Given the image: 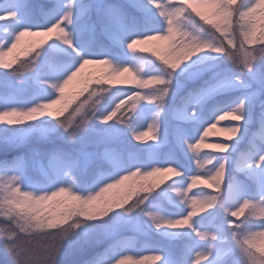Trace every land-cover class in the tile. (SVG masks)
Masks as SVG:
<instances>
[{"label":"clouds","instance_id":"9594fccd","mask_svg":"<svg viewBox=\"0 0 264 264\" xmlns=\"http://www.w3.org/2000/svg\"><path fill=\"white\" fill-rule=\"evenodd\" d=\"M148 3L155 9L153 15L158 16L161 26L150 34L132 36L126 48L133 54H140L141 59L154 58L163 66L166 75L145 78L139 68L117 67L109 59L85 56L81 59L82 54L73 43L76 18L72 0L57 4L51 16L41 12L45 16L44 26H39L37 21L35 25L19 27L14 34L5 28L11 35V42L6 48H0L2 68L9 67L3 58L21 45L22 38L42 37L52 29L57 32L55 40L67 46L65 51L70 49L69 55L75 54L72 63L75 58H79V63L75 67L67 65L66 74L59 79L55 76L43 79L37 73L35 80L47 98L30 106L0 109V264H63L69 250L103 244L108 240L112 243L106 250H114L115 254L107 264H165L160 254L136 255L134 243L112 239L123 217L139 208L155 191L157 184L140 181L123 193L117 192L111 199L105 198V193L127 178L146 177L149 172H171L175 177L183 174L168 166L148 170L136 168L118 175L120 168L111 165L103 154L96 170L89 173L93 161L87 159L82 163L81 157L86 154L75 146L88 133L94 118L101 123L108 121L105 116H97L96 106L101 94L111 87H106V81L100 77L91 81L83 77L82 87L73 94L75 103L66 99L61 90L77 77L81 66L87 62L104 63L119 71L127 69L134 73L137 89L150 91L147 94L132 92L120 99L107 115L140 100L156 103L159 110L150 124L152 139L156 141L163 134L161 113L173 74L177 70L187 72L209 59L227 62L229 67L223 70V74L218 73L220 82L240 90V94L219 114H214V119L210 118L202 130H198L194 143L185 141L191 152L203 143H209L210 149L203 155L200 148L193 152L197 171L187 178L186 186L184 180H177L168 187L175 192L180 204L191 209L184 216L186 219L192 220L201 210L208 213L218 203L224 209L227 235L219 234L220 247H214L212 243L218 240V229H193L200 241H207L197 253L199 264H214L218 257H226L223 264H264V187L249 190L233 176L227 200L221 195L230 164L235 172L244 173L256 181L255 169L264 162V0H164L163 3L148 0ZM205 5L213 6L210 17L194 7ZM0 7L5 10L0 21H17V12L10 7V0H0ZM83 7L86 9L88 5ZM158 41H167L162 51L158 47L151 51L143 47ZM47 44L48 41H37L21 47L14 57L17 63L12 69L15 73L32 71ZM105 75L111 77L113 71ZM52 92H55L54 96ZM57 101L70 107L61 118L50 115L46 109L47 105ZM196 115L197 107L194 106L190 116ZM6 117L10 119L6 120ZM217 130L227 136H214ZM244 139H247V151L240 153L235 160L231 154L225 155L230 149L234 151ZM57 140L71 146V150L36 147ZM249 160L253 162L248 163ZM105 163L110 165L111 171L103 169ZM260 175H264V170ZM82 176L86 178L82 180ZM202 179L207 180L214 191H201L187 197L193 185ZM133 196L136 199L128 203ZM146 215L152 226L161 229L158 213L147 212ZM77 264H95V259L82 258Z\"/></svg>","mask_w":264,"mask_h":264},{"label":"rangeland","instance_id":"374dc122","mask_svg":"<svg viewBox=\"0 0 264 264\" xmlns=\"http://www.w3.org/2000/svg\"><path fill=\"white\" fill-rule=\"evenodd\" d=\"M38 5V0H34ZM42 4L34 6L30 3L29 0H26V11L21 12L19 15V27H24L25 23L28 25H35L36 22H39V26H44L45 16L41 15V12L46 14L47 16H51L55 10L56 5H63L64 0H39ZM110 0H72L74 5L73 12L74 17L76 18V31L73 35V43L74 46L77 47L81 54L89 59H109L114 66L122 67V66H132L134 68H139L140 74L143 77H148L151 75H160L167 74L161 65L149 63L147 60L141 59L140 54H133L129 52L126 48V43L132 38V36L150 34L153 31H156L160 28L161 22L158 19V16H154L153 13L155 9L148 3V0H119V3L127 4L129 10H136L139 12L138 20L134 21L130 25H126L125 17L121 12H117L113 18V23L116 24L117 30L110 29L106 27L105 22L101 19V9L107 4ZM157 3H163L164 0H156ZM83 5H88L85 9ZM42 6V7H41ZM198 11L202 12L205 16H211V12L213 10L212 5L205 6H194ZM133 8V9H132ZM3 9L0 8V13H2ZM81 15L80 17L78 15ZM7 25L9 32L17 29V22L14 21H3L0 22V35L4 34L3 29ZM101 31V32H100ZM121 32V33H120ZM101 33V35L106 37L108 41L111 43V47L108 45H100L96 41L91 44V40H96L95 34ZM57 35V32L50 34L49 36L42 37H24L21 40V45L17 47V49L13 50L12 53H8L4 56V63L7 65H12L13 59L15 55L20 51V48L23 47L26 43L29 42H40L43 43L46 40L54 39ZM56 41V40H55ZM56 44L60 50L66 49L67 46L63 45L61 42L56 41ZM167 41H158L150 43L149 45H145L143 47L146 48L147 51H151L154 47H158L161 51L166 46ZM95 47V48H93ZM137 47H142L141 45H137ZM66 52L70 53L71 50H67ZM75 57V54L72 53ZM216 54H213L215 56ZM226 62V61H225ZM79 63V58H75V63H63L60 66H57L52 69L49 75L41 76L43 79H50L55 76L57 79L65 75V67L67 65H71L75 67L76 64ZM218 62L212 61L210 62L208 68H214ZM229 67V66H228ZM228 67L220 70L219 74H223V70ZM0 69H5L0 67ZM103 71L102 80L107 81V84H111L113 82L122 84L125 87L130 88L128 94H131L135 91H141L143 94H147L150 90L147 89H137V79L134 73L128 74L126 73L124 76L116 77L115 79H111V77L106 76L105 74L109 72L111 69L107 65L94 64L88 65L83 70L81 76L74 78L64 90V95L71 91V89L82 79L83 76H87L89 73L92 76V79L95 78L93 75V71ZM177 74H182L181 70H177ZM264 74V73H262ZM200 75V70L190 71L187 73L186 77L184 76L183 81H175L172 78L171 85H174V90L168 97V100H173L176 103L178 102V98L181 94V91L186 86L187 81H191V79L196 78ZM38 84L35 80V76L32 73H25L20 81L13 85L15 87L11 88L14 94L17 95L18 98L9 97V99L0 96V109H3L6 106H30L42 99L38 100H24L22 97V93L27 89V87ZM225 87L220 82V75H217L212 83L209 85L199 88L196 91H189L187 96V102L183 103V106L186 108L184 113L175 117L174 121L166 118L165 114L161 113V130L162 135L156 140L153 141L152 134L144 137L141 140H135L134 134L139 132H147L148 126L153 122V119L156 115V112L159 110L157 104L154 102H150L147 99L141 100L139 104V108L137 111V116L134 120L133 125L130 127V130L127 132V137L136 144L137 147H146V151L143 153L141 160L144 161V157L147 156L144 164L133 165L130 169L120 168L119 174H123L124 172L135 170L136 168H140L141 170H148L154 166L159 167H168L172 166L177 168L182 174V177H175L174 173L164 172L159 173L155 176L150 177H139V179H150L154 183H160L163 185L161 191V199L152 203L146 204L144 207H139L134 209L130 214H127L123 217L122 223L115 229L113 240L122 241L126 244H135L136 248V240L137 235H146L153 232H161L163 233L164 239L172 240L178 231L183 230L185 234L191 236V238L195 241L191 247V260L188 264H194L195 257L197 253L202 249V247L206 244V241H200L193 231V229L197 231H216L218 228H210L209 226H202L196 219L206 216L208 213H204L202 210L195 216L192 217V220L188 219V223L183 225H177L176 228L170 229L167 224H164L160 221L161 229H156L151 225L146 213L147 212H155L158 213L159 216L163 217L165 220L167 219H186L184 216L187 215V211L191 210L187 206H183L179 203L178 198L175 195V192L169 189V185L175 184L177 180H184V186H186L187 178L191 175H194L196 172H190L185 169L183 166L180 156L184 158V161L196 166V157L193 152L189 151L187 144L185 141L189 143H194L198 138L199 131L202 130V127L206 126L209 119H214V114H219L220 111L224 110L225 105L231 102V100L240 94V90L235 89V95L230 98L229 101L224 104H213L210 105L207 102V99L212 97L214 94L218 93ZM234 89V88H233ZM55 95V92L52 93ZM122 95V94H121ZM127 96V95H126ZM125 95L115 97L111 104L102 109V115L105 116L115 107V104L123 99ZM45 99V98H44ZM180 102V101H179ZM213 103V102H211ZM64 104L61 101L60 104L54 106V108H60ZM197 107V115L195 117H191L190 113L192 107ZM58 113V112H57ZM10 119L9 117L5 118ZM98 124H102L99 120ZM227 123V122H225ZM255 124L253 128H255ZM214 136H227V133L217 130V132L213 133ZM151 139V142H150ZM243 140L236 145L235 150L230 149L228 154L233 156V160H235L236 156L240 153L247 151V146L243 143ZM235 143V142H233ZM259 143V141L257 142ZM244 145V146H243ZM70 149V148H69ZM210 149L209 143H203L200 147V153L203 155L204 151H208ZM121 154L116 153L115 155H111L107 157L108 161H111L113 165L116 167L121 164ZM258 159V157H256ZM252 160H249L248 163H252ZM228 171H234L233 164L228 166ZM264 170V164H261L260 168L255 169L258 174V178L256 181H253L255 187L259 186L261 182H264V175H260V173ZM136 178V177H133ZM124 181L120 185L116 186L118 189L126 188L130 181L133 179ZM251 179L250 177H248ZM115 189V188H113ZM110 189L106 195L109 196L111 193ZM201 191H214L211 184L208 183L207 180H199L197 181L192 189L188 192L187 197H191L193 194L201 192ZM210 211V210H209ZM228 219H231L230 217ZM191 225V227H189ZM225 227L226 219H225ZM127 231V233H126ZM218 235V232H217ZM112 243V240L105 241L99 245H90L93 246L92 249L97 248L94 253L95 256V264H107L108 259L115 254L114 250H106L108 249L109 244ZM147 243V242H145ZM119 245H117L118 247ZM87 250L90 248L87 247ZM89 252L84 253L87 255ZM160 254L163 257L165 256L163 252V246L160 244H155L149 246V248L143 249L139 252L135 251L136 255H144V254ZM222 258V257H221ZM223 257L222 259H225ZM211 259V258H210Z\"/></svg>","mask_w":264,"mask_h":264},{"label":"trees","instance_id":"16d2710c","mask_svg":"<svg viewBox=\"0 0 264 264\" xmlns=\"http://www.w3.org/2000/svg\"><path fill=\"white\" fill-rule=\"evenodd\" d=\"M31 4L34 6L38 5L34 0H30ZM119 0H110L105 4L101 9V19L105 22L106 27L116 30L115 25L112 23V15L117 12H123L128 17V20H131V13L127 7V4L119 3ZM39 5L42 3L38 0ZM38 5V6H39ZM133 9V8H132ZM136 12V10L133 9ZM81 16L80 14L78 15ZM101 32V31H100ZM96 40H91V42H97L100 45H109V41L103 38L101 33L95 34ZM49 44L45 45V48L41 54V57L36 61V67L30 71L25 73H32L34 76L39 73L41 76H47L50 74L54 67L60 66L63 63L72 64L74 56L69 55L68 52L64 50H60L56 44L54 39L46 40ZM95 48V47H93ZM150 64H159L158 61H155L154 58H148L147 60ZM214 61L213 59H209L205 61L203 64L196 66L194 69H190L187 72H183L181 75L174 73L173 79L175 81H183L184 76L186 77L187 73L190 71L200 70V75L196 78L191 79V81L186 82V86L181 91L180 98L185 95L188 90H196L199 86L211 83L213 79H215L216 75L220 73L223 68L228 67L227 62H218L214 68H208L207 65L210 62ZM16 61L13 59L12 65H10L7 69H0V96L9 99V97L18 98L17 95L14 94L11 88L15 87L13 85L14 82L17 84L21 77L25 74L15 73ZM160 65V64H159ZM162 66V65H161ZM163 67V66H162ZM264 73V70H262ZM90 74V73H89ZM103 71H93V75L96 77H100L102 79ZM94 78V79H95ZM92 79V80H94ZM82 87L81 80L69 91L65 94V98L73 101L75 103L74 93L79 91ZM106 87H111V89L107 92H104L99 97V103L96 106L97 116L102 115V109L109 106L115 97L123 96L127 94V87L122 86L121 84L111 83L107 84ZM90 90V89H89ZM174 90V85H170V90L168 96L164 102V111L166 118L173 117L175 114H181L183 111L182 103L172 104L170 105V100H168L169 95ZM42 87L39 84H35L27 87V89L22 93V97L24 100H38L44 99L42 95ZM50 91V90H49ZM235 92V89L230 87H224L221 91L214 94L212 97L207 99V102L211 103H224L228 100ZM53 93V92H52ZM122 94V95H121ZM86 95V93H85ZM179 98V100H180ZM82 99V97H81ZM140 101L135 104V107L125 104L122 109L117 112L116 117L112 120L107 121L106 123L98 124V121L94 118L90 125L89 131L86 135H84L83 140L80 141L75 147L83 149L85 156L81 157L82 163L87 159H91L93 163L89 166V173H92L96 170L97 165L100 162V156L103 154L104 159L108 156L110 150L113 152L115 150H120L122 153V161L123 165L126 168H130L131 165L134 164H143V161H140L141 156L146 149V147H137L136 144L127 137V132L130 130L138 111V105ZM70 111V107L66 108L63 112H58L56 115H53L56 118H61L63 115ZM178 112V113H177ZM118 117V118H117ZM121 119L124 121L121 123ZM151 142V140H150ZM245 146L247 145V139H244L242 142ZM243 145V146H244ZM36 147H39L43 150H51L55 148H63L64 150H71V146L63 143L59 140L54 141L52 143H42L37 144ZM70 148V149H69ZM132 152V153H129ZM114 153V152H113ZM182 160V158H181ZM185 164L186 168L190 171H197V168ZM104 170L111 171V167L108 163L102 165ZM233 176L244 183L247 189L255 191L254 184L247 178H245L242 174H238L234 171H227L226 180L221 189V195L227 200L229 196V185L232 183ZM86 177L82 176L81 179H85ZM144 181V182H152L150 179H139L133 178L129 185L126 188L118 189L115 188L111 190L109 196L105 193V198L111 199L114 198L117 192L123 193L128 190L129 187H134L136 183ZM154 183V182H153ZM157 187L153 193L148 196V199L144 201L140 207H144L148 203H152L161 199V191L163 185L160 183H156ZM235 195V192H233ZM136 199L135 196L132 197L128 203H131ZM118 212H122L123 210H117ZM225 213L223 207L218 203L216 207L210 210V213L198 219L199 223L209 224L210 228L217 227L219 228V232L227 235V227H225ZM127 233V231H126ZM137 236V237H136ZM136 240V248L135 251L139 252L142 249H145L151 245L160 244L163 246V252L165 254V261H169L170 264H187L190 260V247L193 243L191 237L188 234H185L183 230L177 232L175 237L172 240L164 239L163 233L161 232H153L147 233L146 235H137L135 234ZM147 242V243H145ZM207 243V241H206ZM214 247H220L219 239L217 241H213ZM90 249L87 250L86 248ZM93 246L85 245L81 248H77L75 250H69L63 258V264H77V262L82 258H93L95 256L94 251L97 249H92ZM89 252L87 255L84 253ZM223 258V257H222ZM219 258V260H215L214 264H223L224 259ZM226 259V258H225Z\"/></svg>","mask_w":264,"mask_h":264},{"label":"snow or ice","instance_id":"6c2138e0","mask_svg":"<svg viewBox=\"0 0 264 264\" xmlns=\"http://www.w3.org/2000/svg\"><path fill=\"white\" fill-rule=\"evenodd\" d=\"M10 7L12 9L16 10V12H17V21L16 22H17L18 27L15 30H18L19 29V19L18 18H19V15H20L21 12H25L26 11V0H10ZM0 8L3 9V11H2V13H0V15H4L5 14L4 8L3 7H0ZM0 22H3V21H0ZM25 26H31V25H28L27 23H25ZM5 28H7V25H5V27L3 29V33L4 34L0 35V48H6L8 46V44L11 42V35H9V32H6L5 31ZM15 30L12 31L13 34H14V31ZM54 32H56V29H52L49 33H47L45 35V37L46 36H49L50 34H52ZM133 46L135 47V45H133ZM82 58H83V55H81V59ZM94 64L105 65L104 63H92V62L84 63L81 66L80 72L77 74V77L78 76H81V74H82V72H83V70L85 69L86 66H88V65H94ZM107 66L113 71V75L111 76V79H115L116 77L124 76L126 73L131 74V72H129L127 69H125L123 71H119L118 69L112 68L110 65H107ZM83 77H88L89 81H91V79H92L91 74H88L87 76H83ZM64 90H65V88L62 89L61 92L64 93ZM62 99H63V96H62ZM60 103H61V101H57L55 104L47 105L46 106V109H47V111L49 112L50 115H56L57 112H63L67 108V104H63L58 109L57 108H54V106H56V105H58ZM133 107H135V105H133ZM116 115H117V113H112V115H105V117H106V119L108 121H110V120L113 119V116H116ZM120 122L123 123L124 121L121 119ZM149 134H152L153 135V129H152V126L151 125L148 126V131L147 132L135 133L134 134V138H135V140H141L144 137L149 136ZM200 147H201V145H197L196 148H193L192 149V151L195 152L197 150V148H200ZM261 164H264V162H261ZM154 167L155 168H160L159 166H154ZM159 173H162V172H158V171L157 172H149L146 177L155 176V175H157ZM129 179L130 178H127L126 180H129ZM123 182L124 181H122L121 183H123ZM259 186L260 187H264V182H261L259 184ZM188 221H189L188 219H174V220L167 219V220H165L163 217H161V222L164 223V224H167L170 229L176 228L177 225L186 224V223H188ZM218 260H219V257H218ZM165 264H170V262L169 261H165ZM194 264H199L198 255H196V257H195Z\"/></svg>","mask_w":264,"mask_h":264},{"label":"bare ground","instance_id":"6f19581e","mask_svg":"<svg viewBox=\"0 0 264 264\" xmlns=\"http://www.w3.org/2000/svg\"><path fill=\"white\" fill-rule=\"evenodd\" d=\"M200 7V6H199Z\"/></svg>","mask_w":264,"mask_h":264}]
</instances>
